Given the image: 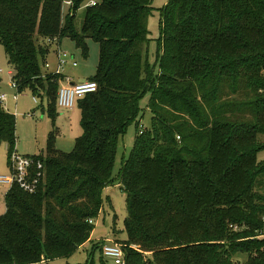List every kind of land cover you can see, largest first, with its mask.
Here are the masks:
<instances>
[{
  "label": "trees",
  "instance_id": "1",
  "mask_svg": "<svg viewBox=\"0 0 264 264\" xmlns=\"http://www.w3.org/2000/svg\"><path fill=\"white\" fill-rule=\"evenodd\" d=\"M86 1L62 9V0H0L12 82L45 99L50 114L64 79L45 68L52 44L68 38L84 56L87 40L98 46L88 78L96 91L77 103L82 134L68 152L50 141L46 158L32 157L43 165L35 192L13 184L5 194L0 264L68 256L89 240L118 141L146 93L151 124L137 122L117 174L125 264H264V0H167L157 74L145 57L152 0H96L77 22ZM15 124L0 106L8 161Z\"/></svg>",
  "mask_w": 264,
  "mask_h": 264
},
{
  "label": "rangeland",
  "instance_id": "2",
  "mask_svg": "<svg viewBox=\"0 0 264 264\" xmlns=\"http://www.w3.org/2000/svg\"><path fill=\"white\" fill-rule=\"evenodd\" d=\"M89 1V0H87ZM96 1V0H95ZM167 0H152V14L147 21L149 31V42L146 46L145 57L149 62L154 74L158 72V39L160 36L159 20L160 11L165 6ZM83 8L80 7L76 13L77 22L81 20ZM88 51L84 56L73 41L63 38L59 45L52 44L47 62L51 69L55 68L58 62L57 51L62 53L60 60H71L76 62V66L66 63L61 70L67 79L73 81L87 80L95 73L98 61V46L91 40H87ZM72 57V58H71ZM13 71L8 65L3 47L0 45V95H4L6 100L0 102V106L15 115V149L14 153L28 157H43L48 154L50 141L54 148L68 152L73 148L75 138L82 134L80 126L81 115L78 107V99L70 110L54 107L52 114L48 113L45 99L40 101V97L32 95L28 90L18 93L12 85ZM150 94L146 93L139 98L138 105L141 113L137 116L136 122L130 124L123 136L119 139L112 175L113 182L103 190L102 208L99 215L94 218L91 241L76 249L70 255L57 257L34 264H114L112 261L101 257V244L99 248H94L97 240L108 237L113 238V243L123 246L126 240L124 220L126 217V195L119 185L118 171L121 163L125 160L134 145L137 122L142 128H148L151 124L150 113L147 110V103ZM16 97V98H15ZM35 98L36 101L33 100ZM83 98V97H82ZM81 98V99H82ZM259 144L264 143V135H260ZM8 145L6 142L0 144V175L10 176L11 168L8 161ZM257 159L264 160V150L258 151ZM10 189V183H0V216L5 212V194ZM105 244V242L103 243ZM132 247L136 249V246ZM243 261L242 259L240 262Z\"/></svg>",
  "mask_w": 264,
  "mask_h": 264
},
{
  "label": "built area",
  "instance_id": "3",
  "mask_svg": "<svg viewBox=\"0 0 264 264\" xmlns=\"http://www.w3.org/2000/svg\"><path fill=\"white\" fill-rule=\"evenodd\" d=\"M95 0H89L81 4V7H87L95 5ZM73 6V0H62V9H69ZM65 53L57 51L58 62L55 68L51 69L49 63H45V68L53 73L61 74V70L64 68L66 63H70L76 66V62L71 60H60V55ZM12 85L15 87L14 83ZM16 88V87H15ZM97 85L94 81L85 80L81 82L69 83V79L60 83L57 91V106L70 110L73 108L76 99L83 97L86 94H90L96 91ZM16 98V97H15ZM6 98L2 94L0 95V102L5 101ZM34 101L35 98H33ZM9 164L11 168L10 176L0 175V183H10L18 185L20 189L27 193H33L36 191L39 182L42 177V163L32 157L15 154L14 151L11 153L9 158ZM35 167L36 172L33 174L31 169ZM91 222V220H90ZM102 257L105 260L112 261L114 264H125L124 251L122 247L116 243L104 244L101 250Z\"/></svg>",
  "mask_w": 264,
  "mask_h": 264
},
{
  "label": "crops",
  "instance_id": "4",
  "mask_svg": "<svg viewBox=\"0 0 264 264\" xmlns=\"http://www.w3.org/2000/svg\"><path fill=\"white\" fill-rule=\"evenodd\" d=\"M62 74V73H61ZM63 75V74H62ZM64 76V79L61 81V82H63V81H65V75H63ZM88 80V79H87ZM81 81H85V80H79V81H76V82H81ZM60 82V83H61ZM69 83H75V81H73V80H69ZM75 105V104H74ZM74 107V106H73ZM74 144V143H73ZM59 150V149H58ZM62 151V150H61ZM99 215V214H98ZM94 222V219H93V221H92V223ZM93 227H94V225H93ZM93 231V230H92ZM91 236H92V233H91V235H90V238H89V240L87 241V242H89V241H91L92 239H91ZM99 242H105V244H110V243H113V238L112 237H108V238H105V239H101V240H97V243H99ZM85 244V243H84ZM84 244H83V246H84ZM82 247V246H81Z\"/></svg>",
  "mask_w": 264,
  "mask_h": 264
}]
</instances>
